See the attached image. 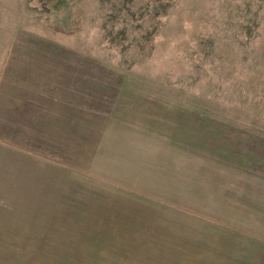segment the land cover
Wrapping results in <instances>:
<instances>
[{
  "label": "rangeland",
  "instance_id": "1",
  "mask_svg": "<svg viewBox=\"0 0 264 264\" xmlns=\"http://www.w3.org/2000/svg\"><path fill=\"white\" fill-rule=\"evenodd\" d=\"M3 20L12 32L40 27L91 61L94 187L106 185L95 169L114 156L110 134L125 141L137 177L156 167L165 176L152 182L156 193L105 211L85 201L78 164L24 185V221L59 222L73 235L98 221L148 254L129 264L246 254L245 225L228 224L252 210L264 220V0H0Z\"/></svg>",
  "mask_w": 264,
  "mask_h": 264
},
{
  "label": "crops",
  "instance_id": "2",
  "mask_svg": "<svg viewBox=\"0 0 264 264\" xmlns=\"http://www.w3.org/2000/svg\"><path fill=\"white\" fill-rule=\"evenodd\" d=\"M70 50L40 27L12 32L10 26H0V264H129L148 255L141 247L137 251L123 245L133 236L109 235L98 228V221H88L91 228L83 235L63 234L55 221H24V185L41 184L46 175H69L78 164L85 171V201L105 211L126 196L138 200L156 193L152 182L159 185L165 178L159 167L147 169L144 179L137 177L138 163L125 160V141L110 134L114 156L105 157L95 169L107 186H93L92 65ZM251 212L243 224H228L245 225L246 254L217 248L199 253L197 259L207 264H264V220Z\"/></svg>",
  "mask_w": 264,
  "mask_h": 264
}]
</instances>
